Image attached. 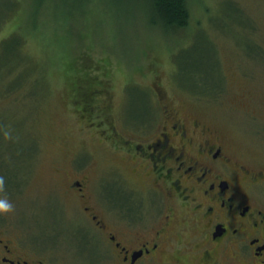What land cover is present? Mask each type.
Here are the masks:
<instances>
[{"label": "rangeland", "instance_id": "374dc122", "mask_svg": "<svg viewBox=\"0 0 264 264\" xmlns=\"http://www.w3.org/2000/svg\"><path fill=\"white\" fill-rule=\"evenodd\" d=\"M187 1L188 28L174 36L149 26L142 0L124 2L129 21L102 0H64L60 17L36 18L32 0L13 7L0 28V45L14 31L22 42L0 49V197L13 203L0 228L8 237L51 264H100L97 234L63 193L71 160L89 162L96 202L112 204L120 181L125 191L138 178L99 133L102 116L118 126L123 113L131 123L152 103L158 123L161 95L162 105L217 130L243 161L264 164V0ZM249 43L263 55H250ZM76 71L91 73L87 84L97 89L86 108Z\"/></svg>", "mask_w": 264, "mask_h": 264}, {"label": "flooded vegetation", "instance_id": "af4514ba", "mask_svg": "<svg viewBox=\"0 0 264 264\" xmlns=\"http://www.w3.org/2000/svg\"><path fill=\"white\" fill-rule=\"evenodd\" d=\"M163 97L158 123L148 101L131 123L123 113L118 126L102 116L99 133L138 178L125 191L121 180L112 204L96 202L89 162L71 160L63 193L97 234L95 256L100 264H264V164L243 161L217 130ZM38 254L0 228V264H51Z\"/></svg>", "mask_w": 264, "mask_h": 264}, {"label": "trees", "instance_id": "16d2710c", "mask_svg": "<svg viewBox=\"0 0 264 264\" xmlns=\"http://www.w3.org/2000/svg\"><path fill=\"white\" fill-rule=\"evenodd\" d=\"M19 0H4L0 7V28L3 27L5 24L10 23L8 19L11 17V13H13V7L17 6ZM33 1V13L37 18L40 14L47 12L50 15L59 16L60 15L56 12L60 5H63L64 0H32ZM92 2V0H87ZM104 1V5L107 7H112L114 10V18L120 16L121 19H125L129 21V11L125 9V5L127 0H102ZM136 4L137 0H130ZM35 2V3H34ZM139 4V3H138ZM139 10L145 9L148 18H149V26L158 28L161 32L168 36H174L180 32H184L187 30L189 22H190V8L188 6L187 0H142V6L138 8ZM126 13V15L124 14ZM66 19H68L66 17ZM123 19V20H124ZM195 33H200V31L196 30ZM196 39V37H195ZM195 39H191L192 43L195 42ZM25 41V40H24ZM21 40H17L16 31L11 32L8 36L4 37L2 43L0 45L1 51H5L7 53L8 49L10 48L11 44L17 45L16 47L21 44ZM24 43V42H23ZM15 49H18L16 48ZM247 51L250 55L258 54V56L263 55V49L261 46L257 45L256 43H249ZM23 59V56H21ZM6 65L3 64L2 66ZM211 68V66H209ZM70 69H74V65L70 67ZM86 70V68L84 69ZM201 70V69H199ZM29 73V69L26 71ZM77 72V71H76ZM78 71V77L84 80L83 84V96L85 102L84 106L88 105V102L92 99V96L96 92L97 89H93L90 84H87L90 79L93 77L91 73L87 75V73ZM200 73V72H199ZM198 73V74H199ZM206 72L202 71L200 74H205ZM221 84V83H220ZM220 86V85H219ZM222 88V87H221ZM219 88V90L221 89ZM216 91V90H215Z\"/></svg>", "mask_w": 264, "mask_h": 264}, {"label": "clouds", "instance_id": "9594fccd", "mask_svg": "<svg viewBox=\"0 0 264 264\" xmlns=\"http://www.w3.org/2000/svg\"><path fill=\"white\" fill-rule=\"evenodd\" d=\"M4 135L7 137L9 133L5 131ZM4 177L0 176V188L3 187ZM13 209V203L7 196L0 197V215L10 212Z\"/></svg>", "mask_w": 264, "mask_h": 264}]
</instances>
